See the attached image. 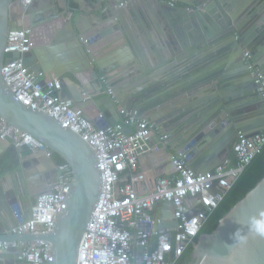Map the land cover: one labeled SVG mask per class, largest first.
<instances>
[{
  "label": "water",
  "instance_id": "obj_1",
  "mask_svg": "<svg viewBox=\"0 0 264 264\" xmlns=\"http://www.w3.org/2000/svg\"><path fill=\"white\" fill-rule=\"evenodd\" d=\"M13 1L0 0V117L43 142L72 167L74 176L68 209L58 218L53 234H10L18 224L17 215L32 218L37 196L52 189L60 172L55 158H46L29 144L17 145L14 133L0 138V239H47L53 246L51 264H77L82 235L100 194L101 173L87 142L47 113L16 100L6 85L2 66L18 55L5 53L6 37L23 24L19 15L11 13ZM54 1L33 0L28 11L32 26L61 15L60 1ZM175 1L177 5L148 0L143 19L135 13L138 22L120 17L127 8L132 12L130 6L136 2L117 9L103 19V29L118 24L116 33L104 41L84 43L81 34L91 27L81 28L84 21L77 17L74 31L56 33L49 50L35 46L24 55L32 69L60 78L62 97L76 103L87 118H92L85 111L87 104H94L107 124L119 121L111 116L120 108L130 107L138 116L147 111L144 118L155 124V131L161 129L153 138L155 151L148 154L155 163H168L160 176L174 167L172 156L179 150L188 151L193 169L214 170L230 156L239 131L248 136L264 129V99L244 60V51L249 50L250 61L264 74V0ZM39 15L42 18L37 20ZM100 31L96 34L102 36ZM112 41L118 43L111 47ZM90 69L96 75V70L108 74L119 69L109 76L128 79V87L86 101L85 84L78 75ZM71 83L78 85L77 90ZM249 116L263 117L246 120ZM176 139L179 144H174ZM44 162L54 164L53 175L38 173ZM160 209H166V226H176L172 205L159 202L154 210ZM192 255L200 259L199 264H264V177L212 233L200 236ZM18 257V250L10 248L0 252V264H28Z\"/></svg>",
  "mask_w": 264,
  "mask_h": 264
},
{
  "label": "built area",
  "instance_id": "obj_2",
  "mask_svg": "<svg viewBox=\"0 0 264 264\" xmlns=\"http://www.w3.org/2000/svg\"><path fill=\"white\" fill-rule=\"evenodd\" d=\"M136 1L116 0L103 11L123 8ZM167 2L177 5L175 0ZM32 3L33 0L13 1L11 9L15 5L20 7L23 24L20 29L8 31L4 50L18 55L4 62L1 73L16 100L47 113L62 127L79 135L95 152L101 173L100 194L82 235L77 264H177L188 248L196 246L210 215L263 151L264 129L248 136L239 131L235 157H226L221 165L207 172L193 169L188 151L179 150L172 156L173 171L158 176L152 190L139 191L135 181L142 170V157L154 149L155 124L127 108L119 110L121 119L115 124H107L103 113L94 119L87 118L76 103L62 97L60 78L27 65L24 55L35 47L34 27L25 23L30 19L28 11ZM81 39L88 42L85 36L81 35ZM250 59V51L245 50L244 60L249 63L264 99V74ZM102 80L103 89L85 91L84 100L114 94L107 77L103 76ZM6 135H12L17 145L29 144L42 150L46 158H54V153L43 142L8 126L0 117V138ZM56 169L60 172L58 179L51 184V190L37 196L32 218L25 220L23 213L17 215L18 224L10 234L47 236L55 232L58 218L68 209L74 176V170L66 162L57 164ZM159 202L172 205L176 226H166L167 219L163 216L166 209L154 210ZM13 247L18 250L19 261L54 262L53 246L47 239H0V252Z\"/></svg>",
  "mask_w": 264,
  "mask_h": 264
},
{
  "label": "crops",
  "instance_id": "obj_3",
  "mask_svg": "<svg viewBox=\"0 0 264 264\" xmlns=\"http://www.w3.org/2000/svg\"><path fill=\"white\" fill-rule=\"evenodd\" d=\"M59 1H60V5L62 7V9H61L62 13L60 16H58V18L44 22V23H38L36 26H33L34 27V33H33L32 38H33V41H34L36 47H38V48L42 47V49L44 51H47V49L49 50V47L52 45L50 43L52 42V39L56 33L60 32V31H70L72 33L74 31V26H75L74 19H76L77 17H80V20L84 21V22L79 24L81 28L82 27L86 28L87 26L91 27L88 31L81 34L82 36L88 37L89 38L88 41L89 40L90 41L99 40L100 38H102L103 39L102 41H104L105 37H111L116 33L117 30L114 28V25L118 26V24H114L107 29H103L104 26L102 25L103 19H105L107 17V15H109L110 13H114L116 11H119L117 9L116 10L112 9L111 10L112 12H107V13L103 12V9L105 7L116 2V0H68V1L67 0H59ZM147 1L148 0H143L142 2L139 1V2L132 4V6H130V7H133L132 12H129L130 10L127 8V10H125L123 12V14H120V17L123 20L132 18L136 22H138L136 15L139 14V16L143 19V13H144L143 11L146 10L145 4L147 3ZM167 1L168 0H165V2L168 4ZM54 2H57V0H55ZM20 10H21L20 7L18 5H15V6H13L11 13L13 15L14 14L19 15V17L21 18ZM49 13H52V12L50 11V12H48V14ZM135 13H136V15H135ZM41 18H42L41 15L36 17L37 20H40ZM25 23L30 24L31 23L30 19L28 20V18H27ZM31 25H32V23H31ZM98 30H101L99 33H102V36H99L98 33L96 34V32ZM102 41H100V42H102ZM73 42H74V40H73ZM117 43L118 42L112 41L110 46L112 47V45L114 46ZM102 48H104V47H102ZM102 48H100V49H102ZM125 50L130 52L128 48ZM100 52H103V51H100ZM77 60H79V59H77ZM80 62L83 63L84 61L80 60ZM117 70H119V69H117ZM117 70L111 71L108 74L102 73L101 71L96 70V72H97V75H96L93 72V70L90 69V70H87L83 74H79L78 76L83 81V83L85 84L86 91H88V90L89 91H92V90L96 91V90L103 89L104 83H103L102 77L105 76V77H107L108 82L110 83V86L113 87L114 93H120L122 91V88L128 87V85L125 84L128 79H126V80L121 79L120 78L121 76L119 74H117L116 76H113V77L109 76L110 74L114 75ZM52 75L56 76V75H54L53 72H52ZM62 84H63V81H62ZM71 84L70 85L73 87V91L77 90L76 86H78V85L75 83H71ZM71 91H72V88H71ZM105 95L106 94L101 95L98 98L103 97ZM128 105H129V103H128ZM118 108H120V107H118ZM126 108L131 110L130 107H126ZM251 109H253V108H251ZM251 109H249V110H251ZM85 111L93 119L96 118V116L99 113H101L94 104H87L85 106ZM146 112L142 113L140 116L144 118ZM247 112L248 111H246L243 115L247 114ZM261 117H263V116H260V117L249 116L248 118H246V120L248 119L249 121H251V120H255L257 118H261ZM111 118L115 121L120 120L121 115H120L119 111H118V113L112 115ZM156 131H157V133H160L161 129L158 128ZM156 131L153 134V138H155L157 136ZM173 142H174V144L180 143V141L178 139H176ZM153 144H154V149L152 151H155L156 144L154 143V140H153ZM230 157L231 158L235 157V147H234L233 151L230 153ZM155 162H156L155 160H152L150 158V154H146L145 156L142 157V160H141L142 170L139 171V174H138L137 179L135 181L136 187L138 188L139 191L147 192V191L152 190L155 186L156 178L158 176H160L159 173H161L163 168L168 165V163H162L161 162L159 164V162L158 163H155ZM54 169L55 168H54L53 163L44 162V163L40 164L37 171H38V173L47 171V172H49L50 175H53ZM173 169H174L173 166L167 167L165 174H162L161 176L169 174L170 172L173 171Z\"/></svg>",
  "mask_w": 264,
  "mask_h": 264
},
{
  "label": "trees",
  "instance_id": "obj_4",
  "mask_svg": "<svg viewBox=\"0 0 264 264\" xmlns=\"http://www.w3.org/2000/svg\"><path fill=\"white\" fill-rule=\"evenodd\" d=\"M54 158L57 163L61 164L64 161L58 154L54 153ZM264 177V149L256 156V158L245 169L243 174L230 189L224 200L218 208L210 215L203 230V233H212L219 225L220 220L242 199L246 194L253 189L259 181ZM194 247L191 246L178 260L177 264H187L192 259Z\"/></svg>",
  "mask_w": 264,
  "mask_h": 264
},
{
  "label": "rangeland",
  "instance_id": "obj_5",
  "mask_svg": "<svg viewBox=\"0 0 264 264\" xmlns=\"http://www.w3.org/2000/svg\"><path fill=\"white\" fill-rule=\"evenodd\" d=\"M199 263H200V259L197 257H193L192 255V259L187 264H199Z\"/></svg>",
  "mask_w": 264,
  "mask_h": 264
},
{
  "label": "bare ground",
  "instance_id": "obj_6",
  "mask_svg": "<svg viewBox=\"0 0 264 264\" xmlns=\"http://www.w3.org/2000/svg\"><path fill=\"white\" fill-rule=\"evenodd\" d=\"M57 164H59V163H57Z\"/></svg>",
  "mask_w": 264,
  "mask_h": 264
}]
</instances>
